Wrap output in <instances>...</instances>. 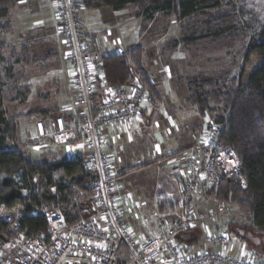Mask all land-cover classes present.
<instances>
[{
  "label": "rangeland",
  "instance_id": "374dc122",
  "mask_svg": "<svg viewBox=\"0 0 264 264\" xmlns=\"http://www.w3.org/2000/svg\"><path fill=\"white\" fill-rule=\"evenodd\" d=\"M218 1V4L203 8L201 16L183 21L163 13L153 20L138 18L132 9L116 16L107 9L86 12L81 2L77 5L81 25L80 15L87 14L100 53L113 52L117 48L112 28L124 39L118 48L129 50L131 46H140L146 49V70L160 98V102L152 101L149 96L144 104L143 134L131 141L116 133L117 139L124 141L113 145V148L123 145L117 159L118 191L115 196L120 201L122 214L136 217V227L153 223L152 227L160 234L170 227L168 224L179 213L175 179L180 169V156L184 150L200 143L206 125L217 127L216 113L223 114V108L219 107L216 108L218 112L201 117L190 99L188 83L206 79L221 85L233 80L246 85L263 62L259 57L246 61L245 54L250 41L258 39L264 29V0ZM106 12L108 14L102 19ZM57 13L55 0L22 1L12 11L11 33L2 37L8 46L4 54L6 61L11 59V48L19 51L21 44L30 43L33 60L26 68H21L18 76L23 75L22 80L14 84L17 89L30 86L27 99L21 101L20 90L12 89V81L9 84L3 79L0 86L7 118L22 115L18 119L16 139L9 140L8 146L19 149L36 162L52 163L41 158H46L51 150L54 154H67L66 147H52L51 142L63 113L75 112L76 107V98H72L68 89L66 74L71 64L60 45ZM108 30H111L109 35L105 34ZM218 31L223 34L219 39L216 37ZM85 32L84 28V36ZM86 40L93 47L92 39L87 37ZM55 109L59 110L56 116L44 114ZM84 158L86 162V155ZM23 195L27 196L28 192L23 191ZM158 201L163 202L161 206L166 205V210L162 211L169 214L168 222L157 216L161 213ZM192 202L201 211L210 210L215 203L207 199L202 190L194 195ZM227 206L226 218L208 223L210 227L218 228L219 232L224 223L235 221L246 228L248 241L263 237L254 233L246 214ZM21 210L17 207L9 213L0 207V220L8 217L17 220L22 216ZM150 228L151 225L149 231ZM237 231L243 235V229ZM154 237L157 233L147 238Z\"/></svg>",
  "mask_w": 264,
  "mask_h": 264
},
{
  "label": "built area",
  "instance_id": "2783aa9c",
  "mask_svg": "<svg viewBox=\"0 0 264 264\" xmlns=\"http://www.w3.org/2000/svg\"><path fill=\"white\" fill-rule=\"evenodd\" d=\"M57 23L65 58L70 62L72 89L76 98L77 122L60 119L53 135L58 147H75L86 151V167L97 176L93 189L92 214L67 225L58 210L43 211L49 229L47 236L29 239L20 224L11 217L9 239L0 250V264H264L251 254L230 257L228 235L220 231L211 237L220 251H193L177 241L178 236L208 223L226 218L228 206L219 203L215 209L198 210L192 199L204 186L216 185L222 175L235 176L246 187L240 174L238 154L225 146L220 129L206 125L199 144L184 150L175 183L179 193V213L170 227L154 238L136 234L123 221L120 201L115 196L117 160L105 152L116 133H128L133 123L144 118V104L149 100L145 87L108 86L105 82L103 55L88 44L78 16L77 0H55ZM165 222L169 214L158 213Z\"/></svg>",
  "mask_w": 264,
  "mask_h": 264
},
{
  "label": "trees",
  "instance_id": "16d2710c",
  "mask_svg": "<svg viewBox=\"0 0 264 264\" xmlns=\"http://www.w3.org/2000/svg\"><path fill=\"white\" fill-rule=\"evenodd\" d=\"M21 0H0V83L3 79L19 92L25 101L31 92L29 85L21 89L15 87L22 80L18 76L21 68L30 65L33 56L29 52V42L11 48V59L5 60L8 46L3 35L11 33V15ZM87 10L109 9L121 12L126 9L136 11V17L153 20L159 13L175 17L178 21L191 20L202 15V9L218 0H77ZM79 16V15H78ZM223 34L218 31L219 39ZM96 50L94 47H92ZM253 57L263 59L259 69L246 85L235 80L223 85L213 80H193L188 83L190 99L198 114H223L215 119L220 129L223 144L233 149L241 161L240 174L246 187L235 176L222 175L216 185L202 187L204 196L215 203H223L246 214L254 233L264 236V29L258 39H252L247 46L245 60ZM16 58V59H15ZM13 59V60H12ZM15 60V61H14ZM146 49L133 47L125 54H108L102 59V70L108 86H132L135 79L147 89L152 101L160 102L158 93L146 70ZM20 68V70H19ZM18 76V77H17ZM24 81V79H23ZM0 86V207L12 213L22 208V216L13 219L20 224V231L29 239L47 236L49 224L43 215L45 209L59 210L67 225H74L93 211V184L97 176L91 173L82 158L67 159L55 163L36 162L17 148H9L8 141L16 139L18 119L7 118L3 110ZM58 109L47 111L45 115L56 116ZM63 118L77 122L74 115L63 113ZM23 191L28 192L27 196ZM163 213L166 206H159ZM9 224L0 220V248L8 241ZM185 235V234H184ZM177 237L180 242L181 237Z\"/></svg>",
  "mask_w": 264,
  "mask_h": 264
},
{
  "label": "crops",
  "instance_id": "0c3cea01",
  "mask_svg": "<svg viewBox=\"0 0 264 264\" xmlns=\"http://www.w3.org/2000/svg\"><path fill=\"white\" fill-rule=\"evenodd\" d=\"M25 2L26 0H21L19 2V4L21 2ZM105 10V9H104ZM109 10V9H107ZM86 12L90 11V10H85ZM111 10L108 11V13L110 12ZM83 12V11H82ZM81 12V13H82ZM83 13L82 16L80 15L81 17V21H82V28L84 30L85 28V34L88 38H91L92 39V43H93V47L99 51V47L97 45V42H96V33L92 31L91 27L89 26L88 22H87V14ZM116 15L120 14L121 12H114V11H111ZM107 12L104 13L101 17L102 19L105 17L106 14H108ZM116 25V24H115ZM109 35V33H111V30H108L106 31L105 34ZM112 33L114 34L115 36V42L116 43V50L113 51V52H108L106 51V53H103L102 55L105 56V55H108V54H125L126 52H128L130 49L133 48V46L130 47L129 50H124L122 48H118L120 47V45L123 44V41L124 39L122 38V36L119 34V32L116 30V28H112ZM85 36V37H86ZM86 37V38H87ZM61 45V43H60ZM61 48H62V51H63V55H64V48L63 46L61 45ZM65 57V56H64ZM68 70H67V73L66 76H67V81H68V89L70 91V94L72 96V98H75V95H74V92H73V89H72V84H71V75H70V66L68 65ZM145 123L144 122H136V123H133L131 128L129 129V132L128 133H122L121 136L125 135V139H131V141H134V138L136 137H139L141 134H143V129L145 128ZM108 134H109V140H110V144L109 146L105 149V152L110 155L113 159H118V157L120 156L119 154H121V151H123V145L120 146L119 145V148L118 146L113 148V145L118 143L121 144L124 140L123 138L119 139L121 141H119L117 139L116 143H113L112 142V137H113V133L112 131H108ZM130 141V140H129ZM52 147L55 146L57 147V145L55 144L54 142V139L52 137ZM118 145V144H117ZM58 148V147H57ZM50 152V151H49ZM67 154H57V153H53V151L51 150V153H47L45 156H42L41 158L43 160L47 159L49 161H53L52 163H55V162H59V161H63V160H67V159H73V158H82L85 160L84 158V155H86V151L83 152L81 151V149H76L75 147L69 149L68 151H66ZM164 191V190H163ZM163 191L161 192V194H163ZM195 199V198H194ZM158 205H161L163 204V202H157ZM217 203H214V205L211 207L212 209H214V207L216 208L217 207ZM166 206V205H165ZM211 206V205H210ZM208 206V207H210ZM209 208V209H211ZM135 216L134 215H130V214H123V221L129 225V227L138 235H142L143 237H149V236H152L153 233H157V236L161 233L157 228H153L152 224L151 225V230L149 231V226L150 225H146V223H143L142 226L140 225L139 227H136L135 226ZM157 222V221H156ZM158 224L161 225L162 223H160V221H158ZM241 227V228H240ZM155 229V230H154ZM217 229V230H216ZM220 229V228H219ZM237 229H240V230H244L243 232V235L241 236L239 234V232L237 231ZM154 230V231H153ZM162 231V230H161ZM220 231L222 232H225L227 233L228 235V247L226 249H224L223 252H225V254H227L228 256L230 257H237V258H242L246 253L247 254H251L253 256V258L258 261V262H263L264 263V236L263 237H257L258 238V241H253L250 242L248 241V239H246V228L243 226V225H240L238 224L237 222H227V223H224L222 226H221V229L219 230L218 232V228H215L213 229L212 227H208L207 228H204V227H199L197 229H195L194 231L192 232H189V233H186L183 237H181V240H180V243L184 244L185 246L191 248L193 251H199V250H209V251H212V252H216V251H220V245L218 244H215L212 242V239L211 237L217 233H221ZM207 236V237H206ZM206 239V240H205Z\"/></svg>",
  "mask_w": 264,
  "mask_h": 264
},
{
  "label": "water",
  "instance_id": "95a60500",
  "mask_svg": "<svg viewBox=\"0 0 264 264\" xmlns=\"http://www.w3.org/2000/svg\"><path fill=\"white\" fill-rule=\"evenodd\" d=\"M134 85L137 87L143 88V85H141L138 79H135Z\"/></svg>",
  "mask_w": 264,
  "mask_h": 264
}]
</instances>
